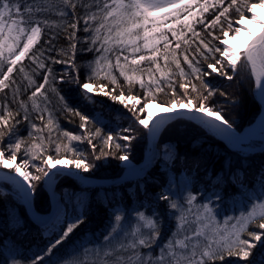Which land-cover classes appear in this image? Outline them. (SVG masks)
Segmentation results:
<instances>
[{"label": "snow or ice", "instance_id": "obj_1", "mask_svg": "<svg viewBox=\"0 0 264 264\" xmlns=\"http://www.w3.org/2000/svg\"><path fill=\"white\" fill-rule=\"evenodd\" d=\"M24 4H27V7H24ZM57 7H59V11L56 12V15L62 18L67 17L68 10H71L74 19L69 27L73 30L78 28L80 19L76 16L77 7L85 9L86 14L82 17L85 23L84 31L91 33L90 37H85L86 41H90L86 51L95 50L98 53L96 60L90 64L92 75L82 84L79 83L78 78L75 80L77 87L81 90L80 95L85 100H93V95L90 94H95L97 90L89 81L98 78L101 73L105 78H110L113 85L119 86L117 78L112 75L113 67L119 69L120 76L127 83L129 92H131L133 84L139 83L140 87L144 89L143 100L149 103L155 102L157 94H167L163 81H168L167 88L171 89V97L164 101L167 105L164 111L171 113L170 116H160L148 112L144 118H141L140 114L145 113L148 107V103H145L137 110L136 106L142 102L141 98L134 95L125 97L123 91L119 96L114 95L106 91L103 85L98 90L100 94L109 96L112 101H117L127 108L132 112L135 120L152 133H155L167 120L187 117L190 120H197L205 127L218 133L227 136L233 135L232 124L224 118L222 109L208 106L210 99L216 95L218 89L210 81H205L204 77L213 74L231 81L241 67L245 71L250 68L258 95L264 103V20H261L256 12L257 8L264 10V0H258L256 3H251L250 0H230L227 4L226 0H58ZM233 10L238 13V20L232 19L230 13ZM50 11H56L51 0H44V7H40L37 0H33L32 3H28V0H0V92L15 83L12 80V74L17 67L21 73H25L22 61L26 57L40 69L47 67L39 56H33L31 53L40 41L44 27L59 26L55 21L37 18L38 14ZM210 11L212 19L208 20L205 18V14ZM246 13H249L250 17ZM248 19L253 24H258L259 29L256 31L249 29L246 25ZM93 23H95L94 27ZM194 24H201L211 40L202 38L201 33L195 31ZM217 28L222 33L223 39L216 35ZM188 32H191L198 40L199 44L195 52L207 63V70L196 66L200 64V61L196 60L195 55L189 59V56L185 54L189 51V47L183 46L190 45L186 35ZM168 33H171V39ZM75 35V31H73L69 36L70 42L75 40ZM229 37L242 41V43L233 48ZM173 40L175 41L174 46ZM215 41H219V44L214 43ZM76 46L75 42L70 43L73 54ZM182 47L183 51L179 54L183 56L184 63L191 68V75L199 81V85L190 81L179 82V89L183 90V96L180 97L175 87L176 82L172 81L169 72L162 69L159 61L163 59V68H168L169 62L174 63L176 68L180 69V80L186 81L187 74L181 67V61L177 54ZM109 54L115 56V65L109 59ZM217 54L219 58H217ZM121 57L123 63H121ZM210 59L213 62H208ZM194 60L195 63H193ZM101 61L104 63L102 64ZM142 62H149L152 65L146 69L147 84L141 76L137 75L138 71H145L140 67ZM53 63H71V59H53ZM5 66L7 67L6 71L3 70ZM153 69L160 73L161 79L156 78ZM228 69H231V74ZM50 73V68L43 73V82L35 87V91L28 97L32 101L31 112L39 113L37 119L42 122L43 127L38 126L30 119V111L25 101L19 100V109L23 111L21 119H17L20 116V110L13 112L7 100L0 104V168L11 170L3 178L15 186L26 205L31 204V193L35 192L36 188L34 182L44 180L46 184L51 185L58 176L77 175L71 169L88 172L92 165L86 162V157L78 152L72 142L87 139L95 152L96 145L92 143V137L101 134L100 128H96L95 133H91L87 128V125L93 120L100 123L98 118L89 117L82 114L81 111L69 107L65 97L60 96L65 109L73 116L79 117L81 121L79 127L84 130V133L75 135L65 131L60 135L67 138V143H57L53 140V132L58 129L59 125L52 119L47 107L41 109L37 103L38 97H44L47 100V96L42 90L47 88ZM25 78L28 79L29 85L36 83L27 73H25ZM59 79L64 81L65 76L62 75ZM153 87L155 91H153ZM189 88L191 93L195 94L194 96L190 95ZM13 95V103H15L19 99V86ZM220 95L223 96L226 93L220 92ZM127 101H134V103L129 107ZM45 113L48 114L47 123H43ZM22 121L29 124L27 138L18 136L17 126ZM45 130L49 133L47 139L43 135ZM123 131L130 132L131 129ZM5 138H8L9 141L6 148L3 146ZM118 138L131 141L134 137L109 133L103 141L105 145H108L109 152H104L102 149L101 154H110L113 144L116 149H127L128 144L122 145L116 142ZM29 140L31 143L28 142ZM53 143H55L56 157L59 158L47 155ZM21 151H23L24 158L17 163ZM68 153H71L75 158H65ZM96 159H100V157H96ZM119 159L127 161V153L120 155ZM36 160H39L41 164L37 165ZM228 166H231V162H228ZM29 167L35 168L38 174L29 171ZM261 177V195L264 196V172L261 173ZM77 178L84 179L79 175ZM159 198L166 201L169 199L163 194ZM195 200L196 197L189 194L186 203L192 205ZM257 201L246 213L242 212L240 216L226 218V226L222 229L212 227L213 223L217 221L209 203L200 205L194 221L195 231L190 229L189 221L182 213L177 217L176 231L163 245L159 246V252L155 255L152 248L157 245L160 236L157 222L151 216H146L144 212H138L136 215L141 223L132 229L131 238L127 239L126 243H119L115 248L106 249L101 258V264H212L217 260L224 261L225 257H237L238 260L235 264H254L250 259L254 250L264 249V200H260L258 197ZM169 207L177 209L179 205L176 202H171ZM84 208L85 205L78 199L77 206L73 209L74 215H69L66 209L57 210L52 219L53 234H58L61 231L62 234H59V238L54 242H50L47 253H52L84 222ZM187 211L190 212L191 209L189 208ZM115 220L120 222L121 216L116 215ZM233 220L235 222H232ZM37 222L45 230H48L47 220L38 217ZM229 223H231L230 228L227 227ZM19 224V220L14 221V226ZM249 225H255V230L250 231ZM142 228L147 229L148 232L145 233L141 230ZM111 235L112 233H109L105 240H109ZM141 249H147V254ZM43 262L44 256L37 255L31 264H43ZM70 264H80V262L73 259ZM256 264H264V251L260 253V259Z\"/></svg>", "mask_w": 264, "mask_h": 264}, {"label": "trees", "instance_id": "obj_2", "mask_svg": "<svg viewBox=\"0 0 264 264\" xmlns=\"http://www.w3.org/2000/svg\"><path fill=\"white\" fill-rule=\"evenodd\" d=\"M33 0H28L32 3ZM56 11L43 12L38 14L39 19H48L55 21L58 27H44L42 29L41 39L32 50L31 55L39 56L40 60L46 64V68L40 69L28 57L22 61V66L33 80L34 85H29V81L25 78V73L19 71V67L12 74V80L15 81L11 87L0 92V104L5 100L8 101L9 107L13 112L19 109V100L27 103L30 111V119L38 126L43 127L42 122L37 119L39 113L31 112L32 101L28 99L35 87L43 82V73L49 68L51 69L49 82L45 92L47 100L44 97H38L37 103L40 108L47 107V110L52 115V119L59 125L58 129L53 132V140L57 143H67L66 137H61L62 132H72L75 135H82L84 130L79 127L81 121L78 116H73L69 113L60 96L65 97L68 106L79 110L82 114L89 117H96L100 121L97 123L93 120L87 125L91 133H95L96 128L101 129L99 136L92 137V143L96 145L95 152L87 139L83 141H73L72 144L76 147L78 152L86 157V162L90 163L92 167L88 172L77 170L82 176L97 179L117 180L123 174L122 162L119 159L120 155H128V160L134 165L139 164L144 159V153L147 148V133L146 129L142 127L135 117L127 108L117 101H112L109 96H104L99 93V87L105 86V90L119 96L123 91L124 96L129 95L141 98V103L136 106L137 110L143 107L148 101L143 100L144 89L139 83L132 86L131 92L128 90V85L124 78L120 76L119 69L112 68V75L117 78L118 85H113L110 78H105L103 73L98 78L89 81L96 88V93L93 95V100H85L80 95V89L77 87L75 80L78 78L79 83L86 82L87 78L92 75L90 64L96 60L98 53L95 50L86 51L89 48L90 41H86L85 37L91 35L84 31L85 23L82 17L86 14L83 7H77L76 16L80 17L78 21V28L73 30L69 25L73 22L74 17L71 10H68L67 17H59L56 12L59 11L57 7L58 0H51ZM230 0H226V4ZM251 3H256L258 0H250ZM40 7H44V0H37ZM27 7V4L23 5ZM62 7V5H60ZM95 10L94 8L92 9ZM232 19L238 20V13L233 10L230 13ZM248 16V13H246ZM205 18L212 19V12L205 14ZM95 23H93V27ZM227 25L225 24V27ZM196 32L201 33L202 38L211 40L207 35V31L201 24H194ZM75 31V40L71 42L76 43V49L73 54L70 48L69 36ZM216 35L223 39L222 33L217 28ZM171 39V33H168ZM190 45L189 51L185 54L192 59L196 56V60L200 61L197 67H202L207 70V63L203 58L196 54L195 49L199 42L192 35L191 32L186 33ZM182 43V42H181ZM214 43L219 44V41ZM175 41L173 40V46ZM162 49V45L160 46ZM178 50V58L181 61V67L187 74L186 81L180 80V69L176 68L174 63L169 62L168 68H163L164 61L159 62L165 72H169L171 79L175 83V87L180 95L183 96V90L179 89V82L195 83L199 85V81L191 75V68L184 63L183 56L179 53L183 51ZM145 54V53H141ZM217 58H219L217 54ZM55 60H69L71 63H53ZM109 59L115 65V56L109 54ZM208 62H213L211 59ZM103 64L104 62L101 61ZM121 63L123 58L121 57ZM195 63V60L193 61ZM94 66V65H93ZM152 65L149 62H142L140 67L145 71L137 72L145 83H148V74L146 69ZM4 71L7 70L5 66ZM231 74V69H228ZM153 73L157 79L160 78V73ZM131 74V73H129ZM64 75L65 80L61 81L60 76ZM205 81H210L211 84L218 89L215 96H213L209 103V107L222 109L224 118L232 124V129L236 132H241L246 126L250 125L260 111V103L254 96V81L251 77L250 69L245 71L241 67L233 76L231 81L224 77L213 74L209 77H204ZM168 81H163V86L166 88V93L157 94V99L154 103L167 106L164 101L171 97V89L167 88ZM17 86H19V99L13 103L14 95ZM153 91L155 88L153 87ZM220 92L226 93L221 96ZM190 95H195L191 93ZM206 95V93H205ZM185 102H187L185 100ZM129 107L134 101L127 102ZM23 111L20 110L21 119ZM144 118V113L140 114ZM48 114H44L43 123H47ZM19 137H28L29 124L21 122L17 126ZM124 129H131L130 132H124ZM109 133L116 135H130L134 137L131 141H125L118 138L117 143L128 144L127 149H116L115 144L112 145V150L108 155H102L101 150L109 152L108 145L104 144V137ZM43 135L47 139L49 133L44 131ZM14 142V140H13ZM31 143V141H28ZM38 142V141H37ZM9 141L4 139L3 146L6 148ZM156 143L157 158L149 166L148 169L140 177H135L119 184L108 185H83L82 182L68 175L58 176V185L54 190L58 193L60 201L63 205V210H67L69 215H74L73 209L77 206L79 199L84 205L85 215L84 222L76 229L69 238L61 245L57 246L52 253H47V248L50 242H54L59 238V234L54 233L52 220L48 223V230L32 220L26 214L24 205L14 198L11 193L2 191L0 189V264H13V261L19 264H31V261L37 255L44 256V264L50 263L51 257L55 256L54 260L65 258L69 253L74 251L77 246L76 241H82L86 235L97 239L96 234H102L104 229L108 226V221L113 212L126 209L143 210L148 214H154L155 217L164 215L170 207L168 201L161 200L159 197L167 191L171 183L176 180L188 179L190 192L198 198L208 197L210 195L218 194L225 199L234 201L240 199L238 197H245L244 199L253 200L261 195V173L264 172V148L254 152L242 153L238 150L229 148L222 140H219L212 133L205 130L196 122L184 118H175L168 121L161 132L159 133ZM165 146H168L167 148ZM63 152V149H62ZM167 154V159H166ZM47 155L56 157L55 143H53ZM100 157V159H96ZM24 158L23 151L18 155L17 162ZM59 158V157H56ZM65 158H75L71 153H68ZM231 162V166H228ZM35 163L40 165L41 162L36 160ZM29 171L36 173L35 168L29 167ZM36 185L35 192L32 193V206L35 212L47 213L50 210V195L43 187V180L34 182ZM222 200V199H221ZM171 203V200H170ZM77 211L79 209L77 208ZM19 220L20 224L14 226V221ZM66 227V224L64 225ZM249 230H255V225H249ZM264 249L257 248L250 259H258L260 253ZM237 257H225L224 261H214L212 264H235ZM52 262V261H51Z\"/></svg>", "mask_w": 264, "mask_h": 264}, {"label": "rangeland", "instance_id": "obj_3", "mask_svg": "<svg viewBox=\"0 0 264 264\" xmlns=\"http://www.w3.org/2000/svg\"><path fill=\"white\" fill-rule=\"evenodd\" d=\"M256 12H257V15L259 16V18L261 20H264V10L257 8ZM248 16L250 17L249 13H248ZM246 25L249 29H251L253 31L258 30L260 27L258 24H253L250 19H248L246 21ZM229 42L233 48L237 47L238 44L242 43V41L233 40L230 37H229ZM253 81H254L253 93H254V96L256 97V99L259 101V98H258L257 93H256L257 89H256L255 80L253 79ZM90 95H92V94H90ZM127 102L130 103V101H127ZM259 103H260V101H259ZM260 105H261V103H260ZM165 107L166 106H163V105H160V104H157L154 102H151V103L148 102V107L145 110L144 114L146 115L148 112H151V113L158 114V115L162 116L163 115L162 113H163ZM260 109H262V106H260ZM186 119H188V118H186ZM192 121L196 122L201 127H203L205 130L212 133L219 140H222L217 135V132L215 130L210 129L208 127H205L203 124L199 123L197 120H192ZM141 126L143 127V125H141ZM164 126H165V124H164ZM163 127H162V129H163ZM246 128H244L241 132H243ZM148 130L149 129H146V133L148 132ZM241 132H238V133H241ZM157 139H158V137H157ZM222 141L229 148L234 149V150H238L242 153H248L249 151L254 152V151H258V150H261L264 148V139L262 137V134H260V135L257 134L248 140L240 142L238 146H230L224 140H222ZM146 143H147V148H146V151H147L148 150V133H147V142ZM146 151H145V153H146ZM121 166H123V168H124L122 175H125L126 172L128 173L133 169L134 164L131 161L127 160V161H123ZM145 169H146V165H139L136 169L133 170L134 174L131 175L132 178L142 176V174L145 172ZM71 171L74 173H79L77 170H74V169H71ZM10 172H11V170L0 168V186H2L7 192L11 193L14 198H17V200L20 201L24 205L22 197L19 195L15 186L9 180L3 178L6 174H8ZM12 174H14V172H12ZM58 179L59 178L56 177L54 179V181L52 182L53 190L58 185ZM82 184L83 185H90V184L85 183V182H82ZM43 187H44L45 191L50 195V200H49L50 201V210L47 213L35 212V210L33 209V206H32V202H31V209L33 210V212L30 211L28 213L26 211L25 206H24L26 214L32 220V222H33V219L35 220V222H37L38 217L44 218L45 220H47L49 214H51V212L54 211L51 215L52 216L51 220H52L54 218L57 210L58 209L62 210L64 208L61 201H60L59 195L55 194V193L51 194L50 185L46 184L44 180H43ZM189 194L194 195L190 192L188 179L178 180V181L174 180L171 183V185L168 187L167 191L164 192V195L169 197V199L167 200L168 206H169L170 200H171V202H176L179 205V207L177 209L169 208L166 212H164V215H160L158 217H155L154 214H148L147 215V212H144L143 210H138L135 207H133V209H129L128 211H126V209H122V210L113 212V214L109 218L108 226L106 227V229H104L103 233L100 235L96 234L97 236H95V237L97 239L92 238L90 235H86V237L82 241H76L77 246L74 247L75 248L74 251L69 253V255H67L65 258H61L59 260H54L55 256H53V257H51L50 263H47V264H70V261H72L73 259L79 261L80 264H101V258L103 257V253L106 249L115 248L119 243H126L127 239L131 238L130 234L132 232V229L134 227H138L141 223L139 221L137 215H136L138 212H144L146 216H151L157 222V226L160 230V236L158 237L157 245H154L152 248V252L155 255V254H158V252H159V246L163 245V243L168 240V238L172 235V233L174 231H176V229H177V217L180 216L182 213L185 214L187 220L189 221L190 229L192 231H195L196 224L194 221H195V216L199 210V207H200V205H202L204 203H209L213 209V212H214V215L216 216V221H217L216 223H213L212 227L222 229L226 226L225 225L226 218L240 216V214L242 212L246 213L247 211H249L253 203L258 202L257 199H253L252 201L251 200L249 201L247 199H244L245 197H238L240 199H237L235 201L233 199L230 201V199L226 200L225 199L226 197L221 198V195L214 194V195H210V196L204 197V198H198L196 195H194L196 197V200L193 202L192 205H188L186 203V200H187ZM53 197H55L56 202L58 203L56 208L53 207V201H54ZM30 198H32V193H31ZM260 200H264V197L260 198ZM189 208L191 209L190 212L187 211ZM29 210H30V208H29ZM116 215L121 216L120 222H117L115 220ZM51 220H49V221H51ZM49 221H48V223H49ZM35 222H33V223H35ZM232 222H235V221L233 220ZM227 227L230 228L231 223H229L227 225ZM141 230L144 231L145 233L148 232L147 229L142 228ZM109 233H112V235L109 237V240L106 241L105 237L109 236ZM141 251L144 252L145 254H147L148 250L147 249H141ZM259 259H260V256H258V259H255V260L251 259V260L254 262V264H256V262H258ZM237 260H238V258H236L234 262H236ZM13 264H19V263H16L13 261Z\"/></svg>", "mask_w": 264, "mask_h": 264}, {"label": "bare ground", "instance_id": "obj_4", "mask_svg": "<svg viewBox=\"0 0 264 264\" xmlns=\"http://www.w3.org/2000/svg\"><path fill=\"white\" fill-rule=\"evenodd\" d=\"M257 93V96H258V98H259V101H260V103H261V105L260 106H262V111L260 112V114L258 115V118H257V120L255 121V124L254 125H252V126H249L248 128H246L243 132H241L240 133V136L242 137V138H245L244 140H239L238 139V136L239 135H236V133L235 132H233V130H232V132H233V135H231V136H227V135H224V134H221V133H218L217 131V135L222 139V140H224L228 145H230V146H238L239 145V143L240 142H243V141H245V140H247V138H249L250 136H255V135H260V134H262V137H263V139H264V124H262V121H264V103H262V101H261V99H260V97H259V95H258V91L256 92ZM163 114V115H162ZM161 115L162 116H167V115H170L171 113H167V112H165V111H163V113H162ZM218 123V122H217ZM163 126V125H162ZM162 126H160L159 127V129L157 130V131H155V133H152V132H150L149 130H148V150L146 151V153H145V158L147 159V160H150L151 158H152V156H153V146H152V143H153V141L155 140V137H156V135H159V133H160V129H162L161 127ZM127 174V172L125 173V175ZM14 175V174H13ZM52 188V189H51ZM50 189H51V194H58L57 192H56V190H53V185H50ZM54 199V201H53V207L54 208H56L57 207V205H58V203L56 202V199H55V197H53ZM28 207L30 208V211L31 212H33V210L31 209V204L30 205H28Z\"/></svg>", "mask_w": 264, "mask_h": 264}, {"label": "water", "instance_id": "obj_5", "mask_svg": "<svg viewBox=\"0 0 264 264\" xmlns=\"http://www.w3.org/2000/svg\"><path fill=\"white\" fill-rule=\"evenodd\" d=\"M262 111V109L260 110V112ZM260 114V113H259ZM258 114V115H259ZM170 115H172V114H170ZM170 115H167V116H170ZM176 118H187V117H176ZM257 118H258V116L256 117V119L254 120V122L252 123V124H250L249 126H252V125H254L255 124V121L257 120ZM173 119H175V118H173ZM172 120V119H171ZM168 121H170V120H167L166 122H168ZM165 122V123H166ZM165 123H163L162 125L164 126V124ZM161 125V126H162ZM162 126V127H163ZM248 126V127H249ZM161 127V128H162ZM247 127V128H248ZM161 130V129H160ZM233 130V129H232ZM233 132H235L236 133V135H239L238 136V139L239 140H244L245 138H242L241 136H240V133H238V132H236V131H234L233 130ZM157 137H158V135H156V137H155V140L153 141V143H152V146H153V156H152V158L150 159V160H147L146 158H144L139 164H135L134 166H133V169L130 171V172H128L126 175H122L120 178H118L117 180H115V181H112V180H108V179H97V178H89V177H86V176H82L81 174H79V173H76L77 175H79V176H81V177H83L84 179H78L77 178V175H72V177L73 178H75V179H77V180H80V181H82V182H85V183H88V184H91V185H108V184H119L120 182H123V181H125V180H128V179H131L132 178V176L131 175H133L134 174V169H136L139 165H148V167L154 162V160L157 158V153L156 152H158L157 151V147H156V141H157ZM251 137H254V136H250L249 138H247V140L248 139H250ZM65 171H67V170H65ZM51 185H53V184H51ZM52 189V188H51ZM24 206H25V208H26V211L29 213L30 212V210H29V207H28V205H26V204H24ZM51 213H53V211L51 212ZM50 215H52V214H49V216ZM33 222H35V220L33 219Z\"/></svg>", "mask_w": 264, "mask_h": 264}]
</instances>
